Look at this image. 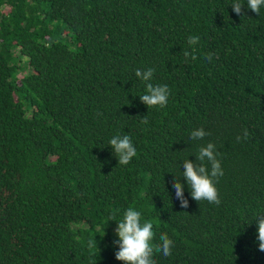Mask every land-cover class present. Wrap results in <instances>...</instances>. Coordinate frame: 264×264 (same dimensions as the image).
Listing matches in <instances>:
<instances>
[{
    "label": "trees",
    "instance_id": "16d2710c",
    "mask_svg": "<svg viewBox=\"0 0 264 264\" xmlns=\"http://www.w3.org/2000/svg\"><path fill=\"white\" fill-rule=\"evenodd\" d=\"M240 2L243 16L234 0H0V264H123L113 242L128 207L154 244L174 241L155 264H264V7ZM148 68L170 90L164 107L140 101L135 71ZM198 128L209 135L191 139ZM118 133L137 149L127 165L109 146ZM209 142L219 205L181 176Z\"/></svg>",
    "mask_w": 264,
    "mask_h": 264
},
{
    "label": "clouds",
    "instance_id": "9594fccd",
    "mask_svg": "<svg viewBox=\"0 0 264 264\" xmlns=\"http://www.w3.org/2000/svg\"><path fill=\"white\" fill-rule=\"evenodd\" d=\"M243 6L240 0H234L231 5L232 10L239 16H243ZM246 7L251 9L253 13L259 15L260 10L264 7V0H247ZM198 36H190L188 44L190 46L197 44ZM192 52L184 50L185 58L191 56L192 60L196 59ZM205 59L211 61L212 54H207ZM187 62V60H186ZM155 69L148 68L146 70L136 69L135 75L145 82L146 94L139 96L140 101L147 107H164L170 95V90L167 85H154L151 83ZM147 117L141 118V123L147 124ZM209 133L203 128L195 129L191 132V139H203ZM244 139H247L249 133L244 130ZM240 137H237L239 140ZM109 146L118 157L120 165H127L137 155V149L134 146L131 137L128 134H116L109 140ZM219 152L216 146L209 142L206 146L199 149V153L195 155V162L189 159L183 160L182 177L185 179L189 189L191 198L195 201L206 200L209 203L216 205L220 204L219 193L216 187L219 177L223 175L220 160L218 159ZM205 160L210 165V168L205 165ZM180 176V177H181ZM180 177L173 178L172 187L175 190V197L179 200L181 208L188 207V200L184 197V185L180 183ZM113 218L109 220L113 221ZM256 223V239L258 241V249L264 252V212L258 213L253 219ZM253 220L250 223L253 222ZM117 227L115 234L118 237L113 243L118 244L119 250L115 253V259L122 261L123 264H155L153 260L154 252H162L164 256L171 255V249L174 246V241L168 237L166 233H160L159 244H154L155 237L154 225L150 221L141 222V212L134 207H128L119 222H116ZM89 248L97 246L96 240L90 239L88 242Z\"/></svg>",
    "mask_w": 264,
    "mask_h": 264
},
{
    "label": "rangeland",
    "instance_id": "374dc122",
    "mask_svg": "<svg viewBox=\"0 0 264 264\" xmlns=\"http://www.w3.org/2000/svg\"><path fill=\"white\" fill-rule=\"evenodd\" d=\"M70 48H73L72 46H69ZM25 61V59H21V61ZM26 72H28V68L27 67H25L22 71H20V72H18L17 73V77H20L22 74H24V73H26Z\"/></svg>",
    "mask_w": 264,
    "mask_h": 264
}]
</instances>
